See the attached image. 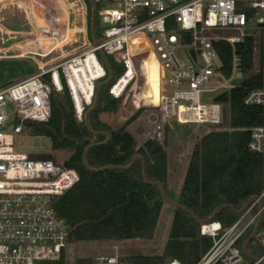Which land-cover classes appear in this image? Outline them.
<instances>
[{"label": "built area", "instance_id": "obj_1", "mask_svg": "<svg viewBox=\"0 0 264 264\" xmlns=\"http://www.w3.org/2000/svg\"><path fill=\"white\" fill-rule=\"evenodd\" d=\"M99 15L100 38L82 52L71 54L51 65H41L23 79L0 85V264H37L56 260L68 244L69 225L57 215L53 201L78 180L77 172L51 158L31 159L15 151L18 140L29 132L25 121H47L50 97L67 89L77 122L91 105L95 84L106 77L97 50L110 54L119 64V75L108 92L121 97L138 79L136 57L157 54L160 80L170 85L171 94H159L146 139L161 140L171 118L179 124H196L219 129L221 106L202 102V95L225 84L207 87L212 76H220V65L212 40L229 43L242 36L212 37V28H264V0H94ZM253 11L252 14H249ZM189 34V41H181ZM256 43V41L254 40ZM184 48V58L176 54ZM255 48V47H254ZM145 58L141 59L144 65ZM247 105L264 106V84L244 98ZM41 136V135H35ZM138 147V146H137ZM248 148L264 161V124L250 129ZM264 203V188L258 195ZM259 208L250 203L234 222L223 227L211 220L199 225V235L212 244L195 264H258L264 260V231H258L255 244L261 248L256 261L241 249L244 234L253 228ZM254 241V240H253ZM91 264H120L117 255L95 256ZM161 264H182L176 258Z\"/></svg>", "mask_w": 264, "mask_h": 264}, {"label": "trees", "instance_id": "obj_2", "mask_svg": "<svg viewBox=\"0 0 264 264\" xmlns=\"http://www.w3.org/2000/svg\"><path fill=\"white\" fill-rule=\"evenodd\" d=\"M85 2L91 11L89 1ZM252 13L250 11L249 14ZM98 34L96 15L97 39ZM260 34L264 48V28H261ZM181 41L188 42L189 34H185ZM212 46L220 60L216 69L220 78L230 79L235 68L244 77L240 84L219 89L211 97L210 102L221 106V121L225 116L226 127L205 132L195 141L189 154L176 201L199 218H208L217 206L224 203L236 209L241 208L249 197L259 195L264 188V161L261 154L248 148L250 129L264 124V106L244 103L250 91L264 84V69L245 76L253 67L254 37L244 35L232 44L223 39H214ZM106 56L115 79L120 73V66L110 54L106 53ZM236 59L239 60L238 64L235 63ZM108 88L109 85H106L100 89L98 104L89 114V125L94 131H108L111 137L106 143L88 150L87 162L92 168L130 164L128 169L91 172L84 167L82 153L85 146L101 142L105 137L91 134L83 122L76 121L66 88L51 95V112L47 121H25L26 130L33 135L47 137L52 150H68L69 155L62 164L78 174L77 182L53 201L57 215L63 217L69 225L68 243L151 239L165 203L157 186L143 182L141 161L132 162V159L137 154L142 155L147 178L153 182L162 181L166 191V146L158 140L147 139L137 147L127 126L140 115L141 110L133 113L117 129L101 121L100 113H117L121 103V97H112ZM166 194L171 198L169 193ZM237 217L238 214L229 208H223L217 212L214 220L225 228ZM251 230L244 234L241 243ZM258 231H264V217ZM211 244V237L199 235V224L188 213L173 208L161 255H128L118 259L120 264H161L165 259L172 258L182 264H195ZM249 250L255 256L261 254L255 239L249 244ZM62 252L59 259L49 261L52 264H63ZM76 263L91 264V260L78 258Z\"/></svg>", "mask_w": 264, "mask_h": 264}, {"label": "rangeland", "instance_id": "obj_3", "mask_svg": "<svg viewBox=\"0 0 264 264\" xmlns=\"http://www.w3.org/2000/svg\"><path fill=\"white\" fill-rule=\"evenodd\" d=\"M96 15L100 29L101 21L97 12ZM89 22L90 11L85 0H0V85L17 82L33 74L38 66L51 65L66 56L84 51L92 43L89 35ZM260 31L261 28L252 26L243 29L212 28L208 30V33L212 37L242 36L246 33L253 35L256 41L253 67L248 74H245L247 76L264 69V62H262L264 48H262L260 42ZM98 38H100V33ZM176 54L184 58V48H177ZM148 56L149 54L136 57L138 72L136 91H139L145 83L143 75L145 68L141 65V59H146ZM154 59L158 64L160 63L157 54H154ZM237 71V68H235L234 72ZM230 79L220 78L216 75L212 76L207 82V87L213 88L225 84V80ZM159 80L158 78V89ZM162 80H165V78ZM229 87L230 83L228 81L226 82V89ZM172 89L170 85L163 82L162 94L169 95L172 93ZM133 91L134 87L127 88L121 96L119 107L122 108L123 106V109L129 113L138 108L137 110H141V114H147L151 106L156 103L147 100L140 103L141 107L134 106L131 100ZM217 91L219 89L204 93L201 101L210 102L211 97ZM131 106H134V108L129 109ZM108 116L106 113L101 114L102 119H107ZM225 119V116H223V122H221L223 127H226ZM144 120L145 129L142 132L134 133L137 146L147 140L144 132L150 127V121L147 118H144ZM169 122L170 124H167L164 128L163 138L158 141L163 142L167 149L170 178H174V181L178 180L181 183L185 165L188 163V152L190 153L192 149V142L214 128L208 127L206 124L196 125L195 123L178 125L173 121V118ZM14 141L15 151L26 153L31 159L52 156L51 159L55 163L62 164L69 155L68 150H52L50 141L45 136H35L29 133L19 140L15 138ZM173 169L175 173H173ZM167 190L169 191L168 188ZM172 215L173 208L164 203L156 231L151 239L68 243L62 252L64 256L63 264H77L76 259L78 258H89L92 261L98 255H117L119 259L128 255H161L169 232ZM167 260L169 259H165L163 262ZM250 261L248 258L244 259V263H250ZM37 264H52V261L44 260L37 262Z\"/></svg>", "mask_w": 264, "mask_h": 264}, {"label": "water", "instance_id": "obj_4", "mask_svg": "<svg viewBox=\"0 0 264 264\" xmlns=\"http://www.w3.org/2000/svg\"><path fill=\"white\" fill-rule=\"evenodd\" d=\"M91 6V11H90V22H89V30H90V36L92 39V42L97 45L98 41H97V37H96V11H95V3L94 0H88ZM97 54L99 59L101 60L102 64L104 65V68L106 70V77L102 80H99L98 82H96L95 84V89H94V96H93V100L91 105L85 110L84 112V118H83V123L85 125V127L87 128V130L93 134V135H103L105 137V139L101 142H92L90 144H88L87 146H85V148L83 149V153H82V162L84 167L91 171V172H98V171H103L106 169H128L130 167V164L128 165H106L100 168H92L88 165L87 162V152L90 148L98 145V144H104L106 143L111 135L108 131L102 130V131H94L91 126L89 125V114L92 110H94L98 104V100H99V93H100V89L106 85H109L113 79H114V71L109 63V60L107 59L106 54L101 50L98 49L97 50ZM236 64L239 63V60L236 59L235 61ZM242 81V73L240 71L234 72L233 77L229 80L230 86H234L237 84H240ZM122 118V119H121ZM123 122V117L119 116L117 118V120L115 121V123L113 124V129H117L121 126ZM135 160H140L141 164H142V180L144 183L149 184V185H155L158 187L159 189V193L160 196L162 198V200L169 204L171 207L173 208H177L180 210H183L184 212L188 213L197 224H203L206 222H209L211 220L214 219L215 215L217 214V212L223 208H229L230 210H232L235 214H240L250 203L252 202H256L257 206L259 208V212L257 215V219L256 222L252 228V231L250 232V234L243 240L242 244H241V249L243 251V253L245 254V256L251 260V261H256L257 257L252 254L249 250V244L255 239L256 234L258 233V229L260 227L261 221H262V217H264V203H262L261 199L259 198L258 195H252L251 197L248 198V200L245 202V204L241 207V208H234L231 204L228 203H224V204H220L219 206H217L212 214L208 217V218H199L197 217L192 211H190L189 209L185 208L183 205H181L180 203H178L176 200L170 198L169 196H167L165 188H164V183L162 181H150L147 178V174H146V169H145V160L142 157V155L137 154L133 157L132 162H134ZM258 264H264V260H259Z\"/></svg>", "mask_w": 264, "mask_h": 264}, {"label": "crops", "instance_id": "obj_5", "mask_svg": "<svg viewBox=\"0 0 264 264\" xmlns=\"http://www.w3.org/2000/svg\"><path fill=\"white\" fill-rule=\"evenodd\" d=\"M153 67V66H152ZM144 68H145V66H144ZM153 69H154V67H153ZM229 81V80H228ZM227 80H226V82H228ZM159 93H162V84H163V80H159ZM148 83L149 82H146V83H144V85H142V87H141V89H147L148 90ZM132 87H134V93L136 92V82L135 83H133L129 88H132ZM151 88L153 89V88H155V86H154V80H153V83H152V86H151ZM155 90H156V88H155ZM149 91V90H148ZM134 93L131 95L132 97V101H133V105L134 106H136V107H141L140 106V103L141 102H144L145 100H142V101H138V102H134ZM159 95V94H158ZM155 103V102H154ZM134 106H131L129 109H131L132 107L134 108ZM124 107L122 106V108L121 107H119V109H118V112L117 113H107V112H103V113H106V114H108L109 116H108V118L107 119H102V117H101V114L102 113H100V115H99V118H100V120L101 121H103V122H105V123H107V124H109V125H112V128H113V124L115 123V121L117 120V118L119 117V116H122L123 117V122L122 123H124L133 113H135L136 112V110L138 109V108H135V110L134 111H132V113H129V112H127V111H125L124 109H123ZM159 114V111L157 110V108H156V104L154 105V106H151V109H149V111H148V113L147 114H144V113H140V115L134 120V121H132L128 126H127V130L134 136V133H138V132H142L144 129H145V124H144V122H145V120H144V118H147V119H149V121H150V127L144 132V134H146L150 129H151V127H152V122L151 121H153V119L157 116ZM145 116V117H144ZM122 119V118H121ZM172 121V120H171ZM173 121H175L174 119H173ZM175 123H177L176 121H175ZM168 124H170V122L168 123ZM178 125H183V124H179V123H177ZM122 125V124H121ZM195 141L196 140H194L193 142H192V146H193V144L195 143ZM191 146V147H192ZM191 152V151H190ZM190 153L188 152V155H189ZM188 159H189V156H188ZM187 159V160H188ZM188 164V163H187ZM186 167H185V169H184V175H185V171H186V168H187V165H185ZM173 173H175V171H174V169H173ZM184 175H183V178H184ZM171 176L169 175V173H168V178H167V187H166V192L168 193L169 192V195L171 196V198L172 199H174V200H176V197H177V195H178V192H179V189H180V187H181V184H182V181H183V178H182V181H181V183H179L178 182V180H176V181H174V178L173 179H171L170 178ZM172 187H174L175 189H173ZM167 188L169 189V191L167 190Z\"/></svg>", "mask_w": 264, "mask_h": 264}, {"label": "bare ground", "instance_id": "obj_6", "mask_svg": "<svg viewBox=\"0 0 264 264\" xmlns=\"http://www.w3.org/2000/svg\"><path fill=\"white\" fill-rule=\"evenodd\" d=\"M145 66V71H144V77H145V83H148V90L147 89H140L139 91H136L134 93V102H138V101H142V100H150L153 102H157L159 99V89L157 87V79L159 78L158 75V66H157V62L154 59V56L151 54L149 55L145 60H144V65ZM154 69H153V67ZM160 79V78H159ZM154 80V86H156V90L155 88H151L152 83Z\"/></svg>", "mask_w": 264, "mask_h": 264}]
</instances>
